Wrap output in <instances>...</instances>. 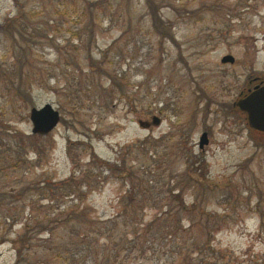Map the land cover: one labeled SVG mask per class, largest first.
<instances>
[{"label": "rangeland", "instance_id": "obj_1", "mask_svg": "<svg viewBox=\"0 0 264 264\" xmlns=\"http://www.w3.org/2000/svg\"><path fill=\"white\" fill-rule=\"evenodd\" d=\"M260 83L264 0H0V264H264Z\"/></svg>", "mask_w": 264, "mask_h": 264}, {"label": "water", "instance_id": "obj_2", "mask_svg": "<svg viewBox=\"0 0 264 264\" xmlns=\"http://www.w3.org/2000/svg\"><path fill=\"white\" fill-rule=\"evenodd\" d=\"M223 64H234L235 58L231 55L222 59ZM241 112L246 114L248 124L254 131L264 133V84L260 83L250 89L247 94L241 95L234 104ZM31 121L33 123L34 134L48 135L59 125L61 116L51 105H46L41 109L33 108L31 111ZM142 127L147 126L145 122H139ZM156 123H159L156 121ZM209 143L208 134L204 133L201 138V148Z\"/></svg>", "mask_w": 264, "mask_h": 264}, {"label": "trees", "instance_id": "obj_3", "mask_svg": "<svg viewBox=\"0 0 264 264\" xmlns=\"http://www.w3.org/2000/svg\"><path fill=\"white\" fill-rule=\"evenodd\" d=\"M197 16H198V15H196V17H197ZM236 110H238V109L236 108ZM40 136H43V135H40ZM15 165H16V164H14L13 167H14ZM192 181H194V179H192ZM73 186H74V185L72 184V188H73ZM71 190H72V189H71ZM132 191H134V193H133V192H130V196L133 197V195L135 194V189L132 190ZM73 192H74L73 190L67 192V196H70ZM229 192H230V190H225V192L222 194V196H227V195L229 194ZM177 196H180V193L177 194ZM177 196H176V197H177ZM186 210L188 211L189 209L186 208ZM191 210H193V207L191 208ZM209 216H210V214H209Z\"/></svg>", "mask_w": 264, "mask_h": 264}, {"label": "flooded vegetation", "instance_id": "obj_4", "mask_svg": "<svg viewBox=\"0 0 264 264\" xmlns=\"http://www.w3.org/2000/svg\"><path fill=\"white\" fill-rule=\"evenodd\" d=\"M253 88H254V87H253ZM253 88H252V89H253Z\"/></svg>", "mask_w": 264, "mask_h": 264}]
</instances>
